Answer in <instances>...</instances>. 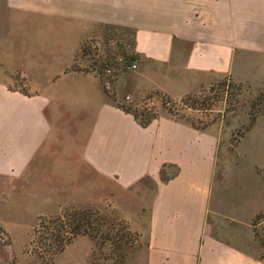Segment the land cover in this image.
Segmentation results:
<instances>
[{
    "label": "crops",
    "instance_id": "0c3cea01",
    "mask_svg": "<svg viewBox=\"0 0 264 264\" xmlns=\"http://www.w3.org/2000/svg\"><path fill=\"white\" fill-rule=\"evenodd\" d=\"M97 2L0 0V201L26 190L51 202L39 216L102 208L121 195L122 215L145 240L132 264H264L252 225L264 212V158L244 149L249 174L229 208L239 222L214 233L218 134L168 112L143 127L116 104L182 98L227 76L264 82V0H170L164 18L145 25ZM101 23L135 29L138 68L117 78L115 88L124 87L115 97L96 73L74 66ZM145 179L153 188L141 195L134 189ZM92 246L57 264L86 261Z\"/></svg>",
    "mask_w": 264,
    "mask_h": 264
},
{
    "label": "rangeland",
    "instance_id": "374dc122",
    "mask_svg": "<svg viewBox=\"0 0 264 264\" xmlns=\"http://www.w3.org/2000/svg\"><path fill=\"white\" fill-rule=\"evenodd\" d=\"M97 1L101 0H94L95 3ZM107 1L110 12L118 6L123 10V14L130 18L133 13L135 18L138 15L142 25L162 20L170 6V0ZM173 1L180 4V0ZM134 45L135 29L133 27L110 23L98 24L93 34L84 42L82 53L74 66L92 71L95 65L102 70L104 66L118 68L122 64L128 65L138 59ZM131 71L124 69L108 76H98L110 95L115 97L116 93L119 94L124 87L122 83H119V86L115 88V81L120 75H127ZM263 89L264 82L250 84L227 76L209 86L202 87L198 92L190 93L200 95L197 101L184 103L181 101L183 97L173 98L160 93L148 94L136 99L126 97L118 101L134 109L137 108L140 117H142V112L146 114L168 112L175 118L187 120L201 128H209L218 134L216 179L219 183L216 186L220 189L212 201V213L208 219L214 233L220 232L218 229L220 224L239 222L240 216L236 217L233 213L231 214L229 208L232 205L230 201H236L233 197L234 185L238 184L244 189V177L249 174L247 169L249 164L246 162L244 149L248 148L254 157L264 158V147L262 146L264 144V114H259L256 121L259 120V122L253 131L242 133L250 121L252 102ZM174 171L173 168L167 170L169 173ZM260 171L264 173V170ZM167 176L165 173L164 177ZM151 188H153V182L145 179L134 191L146 195L145 192ZM142 189L145 192L141 191ZM22 192L20 188L14 190L10 198L8 196L6 199V203L0 201V264H57V261L62 263L65 260L86 256L91 242L92 253L86 261L80 264H132L130 258L145 245V240L141 239L140 233L133 231L128 220L122 215V210L129 211V209L120 195V200H109L102 208H76L98 211V214L92 216L93 224L96 226L94 233L96 237L93 239L87 235H79L73 240L74 242L77 239L65 254L58 253L54 259H51L49 255L43 258L34 250L33 231L39 223L40 215L38 216L36 212L48 211L51 202L45 204L44 197L34 200L36 197L33 199L29 197L27 194L29 192L26 190H24L23 199ZM23 201L24 208L21 205ZM232 208L234 209V206ZM239 209L242 217L248 215L246 206H239ZM99 223L101 231L97 230ZM252 225L256 239L263 246L264 217H255Z\"/></svg>",
    "mask_w": 264,
    "mask_h": 264
},
{
    "label": "trees",
    "instance_id": "16d2710c",
    "mask_svg": "<svg viewBox=\"0 0 264 264\" xmlns=\"http://www.w3.org/2000/svg\"><path fill=\"white\" fill-rule=\"evenodd\" d=\"M199 96L200 95L197 94H187L183 96L181 101L184 103L197 101ZM116 104L125 112L132 113L143 127H147L152 120L158 116V113L146 114L142 112V117H140L137 108L134 109L132 106L120 102H116ZM259 114H264V89L259 92L255 101L252 102L250 121L249 124L244 127L242 133L252 129ZM195 127L201 128L198 126ZM164 175L165 169H162V177L167 179ZM95 214H98V211L92 209L81 210L76 208H66L58 215H40L39 223L33 231L32 244H34V250L43 258L49 255L51 259H54V257L58 253L63 252L67 245L72 243L77 236L87 235L94 239L96 237L94 234L96 226L93 224L94 219L92 216ZM259 217H264V212H260L256 216V218ZM99 225L100 226L97 230H100L101 224L99 223ZM49 239L51 240L48 241ZM262 244L264 246V243Z\"/></svg>",
    "mask_w": 264,
    "mask_h": 264
},
{
    "label": "built area",
    "instance_id": "2783aa9c",
    "mask_svg": "<svg viewBox=\"0 0 264 264\" xmlns=\"http://www.w3.org/2000/svg\"><path fill=\"white\" fill-rule=\"evenodd\" d=\"M138 68V64L137 61H133L132 63H129L128 65H121V67H113V66H104L103 70L102 68H100L98 65H95L94 67H92V72L96 73L97 75L100 76H108L111 75L113 73L122 71L124 69H128V70H136ZM128 97V96H127ZM76 264H80V263H76Z\"/></svg>",
    "mask_w": 264,
    "mask_h": 264
}]
</instances>
